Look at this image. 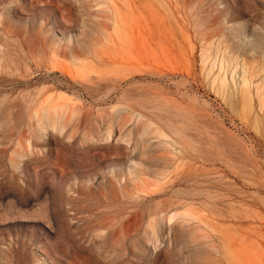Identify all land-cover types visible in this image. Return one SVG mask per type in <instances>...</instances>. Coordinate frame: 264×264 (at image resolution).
Masks as SVG:
<instances>
[{"label": "rangeland", "instance_id": "374dc122", "mask_svg": "<svg viewBox=\"0 0 264 264\" xmlns=\"http://www.w3.org/2000/svg\"><path fill=\"white\" fill-rule=\"evenodd\" d=\"M0 264H264V0H0Z\"/></svg>", "mask_w": 264, "mask_h": 264}, {"label": "bare ground", "instance_id": "6f19581e", "mask_svg": "<svg viewBox=\"0 0 264 264\" xmlns=\"http://www.w3.org/2000/svg\"><path fill=\"white\" fill-rule=\"evenodd\" d=\"M244 82H246L245 79ZM74 113L65 103L49 101L44 103L38 111V124L43 128L44 123H49L53 128L61 129Z\"/></svg>", "mask_w": 264, "mask_h": 264}]
</instances>
